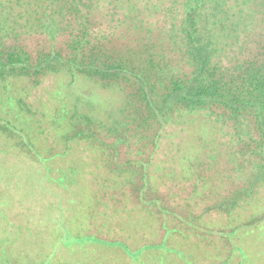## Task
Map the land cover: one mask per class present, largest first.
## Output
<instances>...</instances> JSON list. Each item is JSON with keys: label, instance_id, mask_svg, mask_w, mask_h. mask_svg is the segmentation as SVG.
Masks as SVG:
<instances>
[{"label": "rangeland", "instance_id": "374dc122", "mask_svg": "<svg viewBox=\"0 0 264 264\" xmlns=\"http://www.w3.org/2000/svg\"><path fill=\"white\" fill-rule=\"evenodd\" d=\"M70 79L15 78L16 95L0 92V121L13 128L0 131V261L264 264V185L230 210L217 206L252 169L248 161L244 172L234 170L239 136L222 114H187L156 144L150 131L126 142L107 132L99 141L74 139L73 117L92 114L109 126L126 95ZM12 96H23L33 115Z\"/></svg>", "mask_w": 264, "mask_h": 264}, {"label": "trees", "instance_id": "16d2710c", "mask_svg": "<svg viewBox=\"0 0 264 264\" xmlns=\"http://www.w3.org/2000/svg\"><path fill=\"white\" fill-rule=\"evenodd\" d=\"M60 74L126 95L109 126L73 117L72 138L107 132L126 142L150 131L156 144L187 114H222L239 136L234 170L252 169L217 206L230 210L264 185V0H0V92L16 95L15 78L38 85ZM10 98L33 115L23 96ZM11 124L0 121V131ZM0 264L12 263L4 254Z\"/></svg>", "mask_w": 264, "mask_h": 264}]
</instances>
